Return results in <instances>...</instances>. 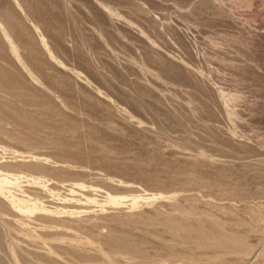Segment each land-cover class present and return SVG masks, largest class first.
I'll return each instance as SVG.
<instances>
[{
  "label": "rangeland",
  "instance_id": "obj_1",
  "mask_svg": "<svg viewBox=\"0 0 264 264\" xmlns=\"http://www.w3.org/2000/svg\"><path fill=\"white\" fill-rule=\"evenodd\" d=\"M263 250L264 0H0V264Z\"/></svg>",
  "mask_w": 264,
  "mask_h": 264
},
{
  "label": "bare ground",
  "instance_id": "obj_2",
  "mask_svg": "<svg viewBox=\"0 0 264 264\" xmlns=\"http://www.w3.org/2000/svg\"><path fill=\"white\" fill-rule=\"evenodd\" d=\"M203 222V221H202ZM210 222V221H209ZM206 224V223H205ZM235 224V223H234ZM215 227V226H214ZM219 230H220V228H219ZM228 231V230H227ZM232 231V230H231ZM194 233V232H193ZM235 232H233V234H234ZM213 234V233H212ZM236 236V235H235ZM227 240L228 241H230V243L232 244L231 246H233L232 248H233V250L234 249H236V250H238L239 252L241 251V252H243L244 254H247V253H249L248 255H250V251L252 252V246H250L249 244H247V243H245L244 241H240V239H238V238H227ZM179 241V240H178ZM218 241H220V240H218ZM223 241V240H222ZM224 241H226L225 239H224ZM223 241V242H224ZM222 242V243H223ZM227 242V241H226ZM233 242H236V244L234 245L233 244ZM239 242H241L239 245L237 244V243H239ZM218 243H220V242H218ZM226 244H228V243H226ZM221 245V244H220ZM229 246V245H228ZM230 246V247H231ZM189 248V247H188ZM231 248V249H232ZM229 249V248H228ZM254 249V248H253ZM254 251V250H253ZM191 252V251H190ZM203 252H204V250H203ZM210 252V251H209ZM214 252V251H213ZM218 252V251H217ZM220 253V252H219ZM253 253V252H252ZM262 253H263V255H264V250L262 251ZM207 254V253H206ZM225 254V253H224ZM169 255V254H168ZM216 255V254H215ZM172 256V255H171ZM175 257V256H174ZM171 258H173V257H171ZM247 258V257H246ZM135 259V258H134ZM174 259H176V258H174ZM238 260V259H237ZM129 261V260H128ZM163 261V260H162ZM140 262H142V261H140ZM239 262V261H238ZM135 263V262H134ZM144 264H146V263H144ZM238 264V263H237ZM261 264V263H260Z\"/></svg>",
  "mask_w": 264,
  "mask_h": 264
}]
</instances>
